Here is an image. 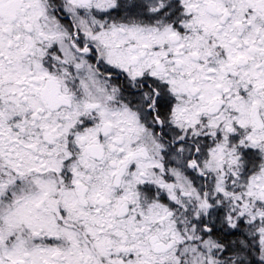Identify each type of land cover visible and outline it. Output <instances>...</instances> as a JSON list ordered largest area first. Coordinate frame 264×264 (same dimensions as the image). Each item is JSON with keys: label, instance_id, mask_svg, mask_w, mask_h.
<instances>
[{"label": "snow or ice", "instance_id": "6c2138e0", "mask_svg": "<svg viewBox=\"0 0 264 264\" xmlns=\"http://www.w3.org/2000/svg\"><path fill=\"white\" fill-rule=\"evenodd\" d=\"M0 264H264V0H0Z\"/></svg>", "mask_w": 264, "mask_h": 264}]
</instances>
